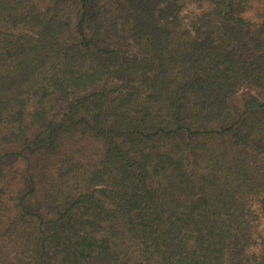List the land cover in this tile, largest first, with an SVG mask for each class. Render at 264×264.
Here are the masks:
<instances>
[{
    "label": "trees",
    "instance_id": "obj_1",
    "mask_svg": "<svg viewBox=\"0 0 264 264\" xmlns=\"http://www.w3.org/2000/svg\"><path fill=\"white\" fill-rule=\"evenodd\" d=\"M263 220L264 0H0V264H264Z\"/></svg>",
    "mask_w": 264,
    "mask_h": 264
},
{
    "label": "rangeland",
    "instance_id": "obj_2",
    "mask_svg": "<svg viewBox=\"0 0 264 264\" xmlns=\"http://www.w3.org/2000/svg\"><path fill=\"white\" fill-rule=\"evenodd\" d=\"M248 16L250 17V18H252V19H257V14L255 13V12H249L248 13ZM263 228H264V220H263Z\"/></svg>",
    "mask_w": 264,
    "mask_h": 264
}]
</instances>
